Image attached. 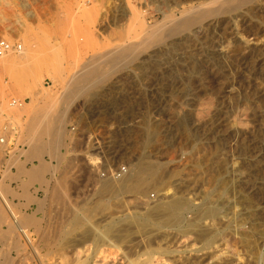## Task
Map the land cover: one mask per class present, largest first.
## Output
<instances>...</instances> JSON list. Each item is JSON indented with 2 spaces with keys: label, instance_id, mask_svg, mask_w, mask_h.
<instances>
[{
  "label": "rangeland",
  "instance_id": "374dc122",
  "mask_svg": "<svg viewBox=\"0 0 264 264\" xmlns=\"http://www.w3.org/2000/svg\"><path fill=\"white\" fill-rule=\"evenodd\" d=\"M198 1L206 0H0V38L20 41L34 55L26 65L16 60L12 70L5 59L20 52L0 59V138L6 133L10 141L0 142V185L9 187L16 212L32 220L27 229L37 247L24 244L0 200V264H68L72 211L85 215L81 229L95 225L88 244L95 263L264 264V0L225 6L162 41L130 49L137 55L132 63L101 60L93 68L99 75L91 70L88 78L72 79L89 60L141 43L145 27L179 2ZM127 6L142 9L144 25L124 14ZM34 91L76 93L56 105L57 114L68 108L60 158L39 154L42 141L53 138L32 122ZM141 159L156 163L162 181L145 177L133 196L103 198L108 173ZM41 161L58 166L45 174L46 183L30 176ZM168 188L187 204L163 230L168 216L156 219L144 208ZM196 215L209 223L211 237L187 231Z\"/></svg>",
  "mask_w": 264,
  "mask_h": 264
},
{
  "label": "bare ground",
  "instance_id": "6f19581e",
  "mask_svg": "<svg viewBox=\"0 0 264 264\" xmlns=\"http://www.w3.org/2000/svg\"><path fill=\"white\" fill-rule=\"evenodd\" d=\"M26 1V0H24ZM244 1H250V0H211V1H198V2H191L188 5H180L181 2H179L177 4V6L173 9H170V11L168 12H163L164 15V19L157 21L154 25H148L147 29H145V33H144V38H142V42L139 44H130V45H120V47H118V49H116L113 52H109L107 54L101 55L97 60H89L86 65L84 66V69L82 71H80V73L73 78H88L89 77V73L91 72V70H97V69H93L98 67V65L100 64L101 60H111L114 63V66H119L121 64V62L123 63V60L127 59L128 62L127 63H132V61H134L136 55V52H132L130 51V49L132 50H136L142 47H145L146 43H152L155 41H162L164 38H166L169 35H175L177 33H179L180 31L187 29L188 27L199 23L201 21H203L204 19H207L209 17L218 15L220 13V11L223 9V7L227 6L226 9H230L228 7L230 6H234V7H238L239 5L242 4V2ZM177 3V2H176ZM140 4V3H139ZM227 4V5H226ZM28 5V4H27ZM124 14L127 15H132L134 20L136 22L142 23L144 25V22H142V12L140 9H130L129 6L124 7ZM175 9V10H174ZM31 11V10H29ZM123 12V11H122ZM176 12H180L181 14V18L180 19H176L178 17L175 18ZM31 18L34 17L33 12H29L28 14ZM124 15V16H125ZM17 18H19L17 16ZM16 18V19H17ZM20 20V18L18 19ZM17 20V21H18ZM168 23L170 24L168 26ZM165 24L166 29L164 28ZM164 28V29H163ZM148 44H146L147 47ZM154 45V44H153ZM119 46V45H118ZM122 46V47H121ZM117 48V47H116ZM108 52V51H107ZM21 55H16L18 56L16 58V56H8L5 59V68L8 70H12L13 66L15 65V61L17 60L19 62V64H25L29 59H31L32 57H34V55L30 52H28L27 50L25 51H20ZM5 58V57H4ZM32 60V59H31ZM29 62V61H28ZM124 61V63H126ZM99 63V64H98ZM102 63V62H101ZM126 63V64H127ZM29 64V63H28ZM34 64V63H33ZM98 64V65H97ZM26 65V64H25ZM28 66V65H27ZM106 66V64H105ZM25 67V66H24ZM111 67V66H110ZM115 67V68H116ZM12 68V69H11ZM20 68V67H19ZM32 68V67H31ZM35 69V68H33ZM40 69V68H39ZM100 69V68H99ZM99 69L97 71H99ZM25 71V70H24ZM28 71V70H27ZM30 71V70H29ZM95 71L93 72V74L95 73ZM96 71V72H97ZM103 71V70H102ZM14 72V71H13ZM34 72V71H33ZM21 73V72H20ZM36 73V72H35ZM77 73V72H76ZM99 72H97L98 74ZM107 73V72H106ZM105 73V74H106ZM28 74V72H27ZM91 74V73H90ZM34 73L31 74V79L33 81V77H34ZM75 75V74H74ZM99 75V74H98ZM37 76V75H36ZM35 76V77H36ZM23 77V76H22ZM28 77H30L28 75ZM93 77V76H92ZM91 77V78H92ZM66 78V77H65ZM29 79V78H28ZM105 79L104 75H101L98 77V81H101ZM39 80V79H37ZM66 80V79H65ZM74 80V79H73ZM77 80V79H76ZM80 80V79H79ZM83 80V79H82ZM81 80V81H82ZM95 80V79H94ZM69 82V81H68ZM78 82V81H77ZM40 83V82H39ZM66 83V82H65ZM76 83V82H75ZM80 83V82H79ZM35 84V81L34 83ZM70 85V84H69ZM65 86V85H64ZM67 87V86H66ZM69 88V87H68ZM67 89V88H66ZM73 89V88H72ZM46 90V89H45ZM65 90V89H63ZM70 90V89H69ZM74 90V89H73ZM75 90H76V85H75ZM57 92V91H56ZM63 93V91H62ZM74 92H68V93H64V94H54V93H50V91H46V93L40 92V91H34L31 93L32 96V100L35 101V105H34V110L35 111L34 117H33V123L35 124V128L39 129L40 131L49 134L50 136H52L53 139H50V141H47L44 143L43 145H40L38 147H40V153H42L43 151L45 152H49L51 154H54L55 157L60 158V153H59V149L63 144V140H62V128L64 127V118H65V114L67 112V106L66 104L63 106L64 109L60 112H58V114L56 113L58 107L56 106L58 101L62 100L65 101L70 98L72 96ZM76 94V93H74ZM89 95V94H88ZM74 99V98H73ZM61 101V102H62ZM63 104V103H62ZM61 110V109H60ZM67 115V114H66ZM67 118V117H66ZM10 126V125H9ZM32 127H34L32 125ZM14 128H12V126L10 127V130H13ZM31 132V131H30ZM36 132V131H35ZM41 132V135H42ZM10 133V132H9ZM8 135L9 138V134ZM30 138V137H29ZM32 140V139H31ZM39 143V142H37ZM65 144V143H64ZM34 145V143H33ZM32 145V147H33ZM37 145V144H36ZM4 146V145H3ZM35 146V145H34ZM34 149L31 151L32 156L37 155L35 154V150L38 149L35 147H33ZM38 153V152H37ZM31 156V155H30ZM93 157H91L92 159ZM95 158V157H94ZM93 158V160H94ZM95 160H98V162H101L100 158H97ZM94 162V161H93ZM97 162V161H96ZM129 166H126L125 171H123L121 173V175L119 177L117 176H112L109 173L113 172V170L111 172L108 173V178H105V181H103L102 185H101V194H103V198H108V199H112V198H123L126 197L125 194H130L131 196H133L134 193L140 191V186H141V182L145 177H148L149 179L153 180V181H162V176L159 174L160 172L157 171V167H156V163L155 162H146L144 160H140L135 164H131L130 162ZM99 165V164H98ZM128 165V164H127ZM20 169L23 171L24 170V165L21 163L20 165ZM122 166L124 165H118V167L114 170L116 171H120ZM58 167V166H57ZM57 167H53L51 165H49L48 163H46L45 161H41L39 165H37V167H35L33 169V171L30 173V176H32L33 178L37 179L36 181L40 180L42 183H46V179H45V174L47 172H52V174L54 175L57 172ZM95 168V167H94ZM21 170L19 172H21ZM162 172V171H161ZM165 174V173H164ZM107 176V175H104ZM166 176V175H165ZM54 177V176H53ZM32 178V179H33ZM147 179V178H146ZM154 183V182H153ZM158 183V182H157ZM163 183V182H162ZM146 185V184H145ZM144 185V186H145ZM143 186V187H144ZM147 186V185H146ZM145 186V187H146ZM151 187V186H150ZM9 188V187H8ZM6 189V187L1 186L0 185V200L2 201V203L4 204L3 207L6 208V211L11 215V226L14 227L15 229H17L25 238V240L27 241V243L25 242L24 244H28L30 243L31 246H33L34 249V245H32V240H31V233H29L30 230H28L29 228L27 227V223L31 222L32 220L29 219L28 217H21L19 215V213L16 212L15 207L13 205V203L11 202V200L8 198V190ZM142 190V189H141ZM99 191V190H98ZM141 192V191H140ZM99 193V192H98ZM181 193V192H180ZM139 194V193H138ZM144 194V193H142ZM141 194V195H142ZM147 194V193H146ZM99 195V194H98ZM137 195V194H136ZM149 195V194H148ZM161 197L157 198L158 202L154 205H150L147 204L145 205V210H148L151 216H155L156 219L162 218L163 215H167L168 218L162 219L161 221V227H164L163 230L165 229V227L170 226L169 223V218L173 217L175 219V217L179 214L180 210L184 207L185 204H187V202H185L184 198L178 195V191L176 188L173 189V191H171V189L168 188V190H166L164 193L160 194ZM60 196V195H59ZM102 196V195H101ZM129 196V195H128ZM147 196V195H146ZM58 197V196H57ZM100 197V196H99ZM98 197V199H99ZM151 197V196H150ZM119 198V199H120ZM63 199V198H62ZM61 199V200H62ZM97 199V200H98ZM186 199V198H185ZM59 200V201H61ZM150 200V199H149ZM106 201V200H105ZM156 201V200H155ZM116 202V201H115ZM142 202V201H141ZM153 202V201H152ZM99 203V202H98ZM114 203V202H113ZM71 204V203H70ZM110 204V203H109ZM144 204V203H143ZM146 204V203H145ZM76 206V205H75ZM75 206L71 205V210L76 209ZM95 206V205H94ZM87 207V206H86ZM83 208V207H82ZM85 208V207H84ZM95 208V207H94ZM100 210V208H98ZM141 209V208H140ZM215 209V208H214ZM90 210V209H89ZM95 210V209H94ZM98 210V211H99ZM5 211V212H6ZM85 211V209L83 210ZM91 211V210H90ZM92 212V211H91ZM211 212V211H210ZM73 214H69L70 216H72L71 219V224L69 225L70 228H68L66 231H68V235L66 240L68 245L65 247L66 248V256L69 257L68 264H99V263H95L94 262V257L96 254V250L92 251L89 250L91 248H89L88 244L90 243V241L93 242V235H94V230L95 229V225L94 228L91 227H85L84 229H81L83 226V222L86 220L85 215L79 216L77 214H74L75 211L73 212ZM77 213V212H76ZM113 213V212H112ZM21 214V213H20ZM92 214V213H91ZM145 214V213H144ZM216 214V211H212V214ZM22 215V214H21ZM90 215V214H88ZM93 215V214H92ZM210 215V214H209ZM87 216V215H86ZM148 216V215H147ZM69 217V216H68ZM91 218V215H90ZM132 218L129 217V219ZM146 218V217H145ZM207 218V217H206ZM104 219V217H103ZM106 219V218H105ZM135 219V218H134ZM134 219H130L129 222H135ZM137 219V218H136ZM144 219V218H143ZM150 219V218H149ZM205 218L203 217H198L197 215L195 216V218H192L191 221L189 222L188 220V227L186 228L187 231L194 232L196 233L198 236L200 237H207L212 233V228H209V223L204 221ZM4 220V219H3ZM9 220V219H7ZM34 220V219H33ZM119 220V219H118ZM124 220V219H123ZM145 220V219H144ZM155 220V219H154ZM152 221L155 222V221ZM173 220V219H170ZM68 221V220H67ZM89 221V220H88ZM125 221V220H124ZM127 221V222H128ZM137 221V220H136ZM34 222V221H33ZM86 222V221H85ZM112 223L114 222V220L111 221ZM121 222V221H120ZM128 224L130 225L131 223ZM144 222V221H143ZM148 222V221H146ZM160 222V221H159ZM177 222V220H176ZM90 223V221H89ZM102 223V222H101ZM149 223V222H148ZM158 223V222H157ZM33 224V223H32ZM93 224V222H92ZM127 224V223H125ZM146 224V223H143ZM159 224V223H158ZM111 226V224H109ZM116 225V224H115ZM121 225V223L119 224V226ZM133 225V224H131ZM140 224L137 225V227ZM149 224H147L148 226ZM155 225V224H154ZM87 226V225H86ZM92 226V225H91ZM109 226V227H110ZM118 226V223H117ZM118 226V227H119ZM152 226V225H151ZM150 226V227H151ZM174 227V223L171 225V227ZM105 227V226H104ZM108 227V226H107ZM125 227L128 228V225H125ZM130 227V226H129ZM146 227V225H145ZM149 227V226H148ZM153 227V226H152ZM155 227V226H154ZM28 228V229H27ZM116 228V226H115ZM133 228V226H132ZM140 228V227H138ZM142 228V227H141ZM157 228V227H156ZM214 228V227H213ZM110 229V228H108ZM123 228H121L122 230ZM137 229V228H135ZM145 229V228H144ZM142 229V230H144ZM146 229H148L146 227ZM150 229V228H149ZM148 229V230H149ZM160 229V228H159ZM185 229V230H186ZM215 229V228H214ZM11 230V229H10ZM100 230V229H99ZM117 230V228H116ZM115 230V231H116ZM119 230V229H118ZM138 230V229H137ZM140 230V229H139ZM138 230V231H139ZM210 230V231H209ZM96 231V230H95ZM105 231V230H104ZM123 231H126L125 228ZM129 231V230H128ZM135 231V230H134ZM146 231V230H145ZM152 231V230H151ZM214 231V230H213ZM97 232V231H96ZM133 232V231H132ZM147 232V231H146ZM186 232V231H185ZM217 232V231H216ZM100 233V232H99ZM98 233V234H99ZM104 233V232H103ZM107 233V232H106ZM105 233V234H106ZM130 233V232H129ZM139 232H137L138 234ZM142 233V231L140 232ZM148 233V232H147ZM169 233V232H168ZM101 234V233H100ZM126 233H124V235H122V237H120L121 239H123V236H125ZM135 234V233H134ZM152 234V233H151ZM214 234V233H213ZM218 234V233H216ZM65 235V234H63ZM110 235V234H109ZM215 235V234H214ZM99 235H97L98 237ZM102 236V235H101ZM104 236V235H103ZM107 236V235H105ZM113 237V235H111ZM119 235H116V237ZM121 236V235H120ZM127 236V235H126ZM133 236V235H132ZM150 236V235H149ZM212 235H210L211 237ZM96 237V236H95ZM96 237V239H97ZM100 237V236H99ZM110 237V236H109ZM108 237V238H109ZM115 237V235H114ZM130 238V236H128ZM63 238V237H62ZM106 238V237H105ZM119 238V237H118ZM147 238V237H146ZM104 238L102 237V240ZM128 239V238H127ZM126 239V240H127ZM64 240V239H63ZM98 240V239H97ZM96 240V241H97ZM101 240V239H100ZM100 240H98L97 243L100 242ZM110 240V239H109ZM116 240V239H115ZM125 240V239H124ZM130 240V239H129ZM19 241V240H18ZM95 241V240H94ZM121 241V240H120ZM24 242V241H23ZM65 242V241H64ZM152 242V241H151ZM22 243V242H21ZM20 243V245H21ZM45 243V242H44ZM102 243V242H101ZM16 244V243H15ZM18 244V243H17ZM91 244V243H90ZM19 245V246H20ZM64 245V244H63ZM98 245V244H97ZM100 245V244H99ZM129 245V244H128ZM27 246V245H26ZM106 246V245H105ZM114 246V245H113ZM22 247V246H21ZM40 247V246H39ZM38 247V248H39ZM18 248V247H17ZM37 248V247H35ZM104 248V247H103ZM129 248V247H128ZM22 250V249H21ZM36 250V249H35ZM54 250V249H53ZM94 250V249H93ZM133 250V249H132ZM22 251H26V250H22ZM37 251V250H36ZM102 250H100L101 252ZM51 251L48 250L47 253H49ZM62 252V251H61ZM91 252V253H90ZM114 252V251H113ZM22 253V252H21ZM128 253V251H127ZM52 254V253H51ZM63 254V253H62ZM137 254V253H136ZM58 255V254H57ZM145 255V254H144ZM60 256V255H59ZM64 256V255H63ZM128 256V255H127ZM125 256V257H127ZM23 258V257H22ZM46 258V257H44ZM66 258V257H64ZM104 258V257H103ZM42 259V258H41ZM97 259H99L97 257ZM106 259V258H105ZM125 259V258H124ZM57 260V259H56ZM141 260V259H140ZM139 261V260H138ZM143 261V260H142ZM141 261V262H142ZM42 264H46L44 261V259L41 260ZM99 262V261H98ZM103 262V261H102ZM109 262V261H108ZM112 262V261H111ZM61 264V263H60ZM63 264V263H62ZM101 264V262H100ZM112 264V263H111Z\"/></svg>",
  "mask_w": 264,
  "mask_h": 264
},
{
  "label": "built area",
  "instance_id": "2783aa9c",
  "mask_svg": "<svg viewBox=\"0 0 264 264\" xmlns=\"http://www.w3.org/2000/svg\"><path fill=\"white\" fill-rule=\"evenodd\" d=\"M23 43L20 41H10L5 38H0V59L3 58L5 55H8L9 53H17L23 50ZM12 105H17V101H13ZM0 142L4 145H8L10 141H8V138L6 135L2 136L0 138ZM15 143V142H14ZM14 145V144H12ZM126 167L125 165L122 166L120 171L113 170V172L109 173L112 176H117L119 177L123 171H125Z\"/></svg>",
  "mask_w": 264,
  "mask_h": 264
}]
</instances>
